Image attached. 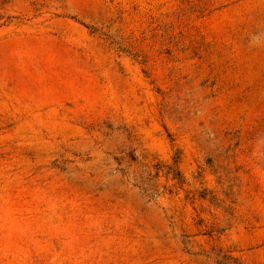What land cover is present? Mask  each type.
Listing matches in <instances>:
<instances>
[{"label":"rangeland","instance_id":"obj_1","mask_svg":"<svg viewBox=\"0 0 264 264\" xmlns=\"http://www.w3.org/2000/svg\"><path fill=\"white\" fill-rule=\"evenodd\" d=\"M0 264H264V0H0Z\"/></svg>","mask_w":264,"mask_h":264}]
</instances>
